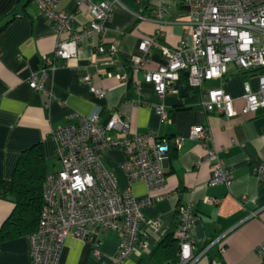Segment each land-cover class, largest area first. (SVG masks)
Listing matches in <instances>:
<instances>
[{
  "label": "crops",
  "instance_id": "crops-1",
  "mask_svg": "<svg viewBox=\"0 0 264 264\" xmlns=\"http://www.w3.org/2000/svg\"><path fill=\"white\" fill-rule=\"evenodd\" d=\"M159 7L165 10L160 42L178 47L188 26L182 0H118L104 32L93 40L84 39L79 54L61 61L47 79L46 86L54 94L49 100L45 91L29 85V78L41 73L44 57L54 53L57 32L34 0H0V180L11 179L22 151L38 143L43 146L48 172L60 169L53 129L66 123L67 115H87L98 108L102 112L101 124H106L118 111L128 121L130 132H156L170 145L165 163L166 183L151 191L143 181H129L122 167L125 159L122 149L111 148L103 154L105 165L116 172L122 189L130 187L139 198L162 197L141 209L145 219L141 237L147 240L149 248L146 251L137 247L129 258L119 263L116 260L120 245L118 232L102 234L98 241L99 257L93 252V243L69 236L61 252V264H169L160 261L155 252L165 234L175 229L179 203L193 205L192 236L197 248L220 237L219 243L209 249L205 264L209 260L264 264V258L256 252V246L264 239V184L255 174V168L264 161V109L257 114L228 118L207 111L201 95L197 101L188 102L187 95L183 96L181 91L171 92L160 101L154 85L145 80L147 71L164 63L159 48L152 50L149 62L134 75L130 86L103 70L96 73L88 67L95 57V44L100 41L117 45L120 63L137 53L141 38L151 36L158 29L155 11ZM59 9L72 12L75 4L72 0H61ZM89 19L84 8L77 25ZM87 69L93 73L94 84L106 88L104 98L95 95L91 85L82 79ZM245 80L257 90V77H247L231 66L224 79L204 83L203 95L210 88L222 87L241 110L245 104ZM159 102L164 104L166 119L155 108ZM194 125L210 129L206 145L189 137ZM177 136L185 138L181 147L174 144ZM207 147L221 150V156L234 173L232 184H207L211 176V165L205 157ZM208 198H218L219 202L213 203ZM14 207L12 199L0 197V228ZM30 234L0 241V264H32ZM220 245L224 246L222 253Z\"/></svg>",
  "mask_w": 264,
  "mask_h": 264
},
{
  "label": "built area",
  "instance_id": "built-area-1",
  "mask_svg": "<svg viewBox=\"0 0 264 264\" xmlns=\"http://www.w3.org/2000/svg\"><path fill=\"white\" fill-rule=\"evenodd\" d=\"M34 1L53 24L58 38L54 53L44 57L41 73L31 75L29 85L45 91L52 100L54 94L46 86L47 79L61 61L79 54L84 39L93 40L104 32L118 0H72L75 4L72 12L59 9L61 0ZM182 3L188 26L178 47L160 42L165 10L159 7L155 11L158 29L151 36L141 38L137 53L120 63L117 45L100 41L95 44V57L88 67L96 73L103 70L126 83L130 79L134 82V75L149 62L152 50L159 48L164 63L147 71L145 80L154 85L160 101L171 92H180L179 81L185 72L188 85L200 88L201 103L207 111L233 118L257 114L264 109V0H182ZM84 8L90 19L77 25L78 15ZM231 66L247 77L258 79L257 90H253L250 81H244L245 104L241 110L222 87L210 88L203 95L204 83L224 79ZM82 79L91 85L95 95L106 96V88L94 84L93 73L88 69ZM155 108L163 119L167 118L162 102ZM101 116L98 108L87 115L71 113L66 123L53 129L61 168L48 172L44 181V203L38 227L29 235L32 264H61V252L69 236L93 243V252L99 257L98 241L102 234L118 232L120 245L116 260L119 263L129 258L137 247L146 251L149 248L147 240L141 237V224L145 220L141 209L162 197L139 198L130 187L122 189L116 172L105 165L103 154L111 148L122 149L125 153L122 167L129 181H143L151 191L166 183L165 163L170 145L156 132H130L128 121L118 111L106 124H101ZM116 131L123 134L117 135ZM210 136V129L205 125H194L189 133L190 138L205 145ZM184 142V137L174 139L177 147ZM205 157L211 165L207 184H232L234 173L221 156V150L207 147ZM255 174L264 184V161L255 168ZM207 200L219 202L218 198ZM193 219V205L179 203L174 229L178 258L169 264H205L209 249L219 243L220 237H216L207 246L197 248L192 236ZM223 251L224 246L220 245L219 252ZM256 252L264 258V239L256 246ZM209 261V264H221L217 260Z\"/></svg>",
  "mask_w": 264,
  "mask_h": 264
},
{
  "label": "trees",
  "instance_id": "trees-1",
  "mask_svg": "<svg viewBox=\"0 0 264 264\" xmlns=\"http://www.w3.org/2000/svg\"><path fill=\"white\" fill-rule=\"evenodd\" d=\"M128 85H132V79ZM179 86L188 89L185 97L188 102L197 101L201 95L200 88L188 85L185 72L181 74ZM47 173L43 146L38 143L22 151L11 179L0 180V197L10 198L15 204L0 228V241L28 235L37 229L44 203L43 188ZM178 251L177 239L174 231H171L160 240L155 255L162 262L173 263L178 258Z\"/></svg>",
  "mask_w": 264,
  "mask_h": 264
},
{
  "label": "water",
  "instance_id": "water-1",
  "mask_svg": "<svg viewBox=\"0 0 264 264\" xmlns=\"http://www.w3.org/2000/svg\"><path fill=\"white\" fill-rule=\"evenodd\" d=\"M186 74H187V72H186ZM181 94L183 95V96H186L187 95V89L186 88H181Z\"/></svg>",
  "mask_w": 264,
  "mask_h": 264
}]
</instances>
